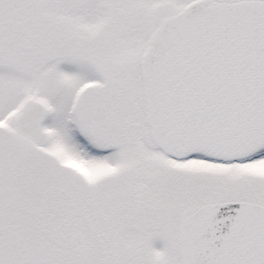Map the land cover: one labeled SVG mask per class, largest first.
I'll return each mask as SVG.
<instances>
[{"label": "snow or ice", "instance_id": "1", "mask_svg": "<svg viewBox=\"0 0 264 264\" xmlns=\"http://www.w3.org/2000/svg\"><path fill=\"white\" fill-rule=\"evenodd\" d=\"M0 264H264V0H0Z\"/></svg>", "mask_w": 264, "mask_h": 264}]
</instances>
